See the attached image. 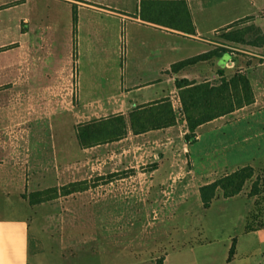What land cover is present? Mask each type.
Returning a JSON list of instances; mask_svg holds the SVG:
<instances>
[{"label":"rangeland","instance_id":"rangeland-1","mask_svg":"<svg viewBox=\"0 0 264 264\" xmlns=\"http://www.w3.org/2000/svg\"><path fill=\"white\" fill-rule=\"evenodd\" d=\"M77 12L76 35L74 18L71 14L66 15L64 10H60L54 19L44 18L34 24L37 26L34 30L42 33L43 37L39 35L40 39L30 40L37 41L34 46L31 44L37 55L30 64L46 68L47 85L56 80L54 76L59 69L74 68L73 46L76 47L75 66L79 67L82 63L77 48L80 41L87 42L83 35L88 32L90 14L94 16L95 12ZM79 16H82L81 20ZM7 22L13 30L19 26L15 20ZM91 29L98 33L97 27ZM261 33L255 18H246L212 37L219 44L238 49L235 53L239 58V70L238 67L246 62L244 51L261 46ZM102 52L92 60L96 69L101 68V63L102 66L111 64L109 51ZM17 56L16 53L14 58ZM22 59V56L18 57L9 72L0 73V83L8 84L0 88V146L5 148L6 144H12L14 154H21L18 158L28 157V160L24 161L25 166L13 167V161L0 151V155L7 160L0 164V191H4L6 197H9L8 192L15 193L18 176L22 174L29 177V182L23 184V189H28L29 194L56 186L59 182L61 184L57 188L61 193L65 185L71 188L73 182H77L79 190L68 196L62 195L58 200L36 205L29 203L31 209L27 213L31 235L40 244L39 256L33 254L31 264H86L87 261L101 264L100 258L106 256L132 260L148 257L152 253L173 254L176 260L181 255L192 260V257L202 253L206 260H211L205 264H227L228 252L235 237L238 238L240 257L234 264H264V233L253 235L244 232L252 200L245 195L238 199L216 197L207 210L200 196V187L223 175L224 167L247 156L255 158V155L263 154L256 140L252 143L255 144L253 149L251 142L245 140L246 126L252 127L246 118L248 114L237 122V142L230 144L225 140L228 143L215 146L214 141L224 137L221 133L224 131L206 127L202 131V141L196 139L194 143H189L183 135V116L178 111V126L171 131H154L143 137L145 143L151 144L146 146L148 149L141 148L136 152V166L127 165L126 168V161H120L115 156L118 145L112 144L110 148L108 143L97 145L90 147L89 153L81 149L76 127L88 120L83 118L85 112L82 109L73 111L71 103H59L48 95L46 101H39L37 88L32 89L35 100L30 103L22 101ZM121 64L122 60L118 58V65ZM101 74L98 71L93 73L92 92L102 98H114L117 79L105 82L103 78L100 80ZM254 76L263 77V69L259 67ZM6 80L13 85L9 86ZM7 87L10 88L5 91ZM261 105L264 106V103L261 102ZM262 120L263 117H258V121ZM89 159H93L91 163L87 162ZM75 162L77 169L74 171ZM159 164V169L151 173ZM12 167L15 176L8 174ZM258 170L253 180L264 176V165ZM129 174L140 175V178L126 183L116 181ZM252 181L248 182L244 194H249ZM81 189L88 192L82 194ZM5 199L0 197L3 203L0 205H5Z\"/></svg>","mask_w":264,"mask_h":264},{"label":"crops","instance_id":"crops-1","mask_svg":"<svg viewBox=\"0 0 264 264\" xmlns=\"http://www.w3.org/2000/svg\"><path fill=\"white\" fill-rule=\"evenodd\" d=\"M187 3L195 25L196 31L194 34L143 20L140 14L141 0H0V23H3L0 26V42L2 41L0 44V57H4L0 59V73L12 70L13 65L17 63V58L22 56V101L30 103L35 100V94H33L35 92L32 89L37 88L39 101H46L48 95V97L57 100L59 103H71L74 107L73 111L79 108L82 109L85 112L83 118L88 119L83 122L118 114L128 116L130 112L139 106L166 98H170L172 101L177 116L182 115L179 93L175 84L177 78H187L198 82L213 81L219 79L220 71H225L227 75H231L237 70L239 58L235 51L237 52L238 49L215 42L212 35L215 36L220 30L230 28L236 22L246 18H255L257 25L261 27L264 34V0H187ZM151 4L150 1L146 3L148 8ZM46 5H49L50 8L47 9ZM74 6L79 10V14L88 10L95 12L94 16L90 14L88 32L83 35L87 38V42L80 41L79 48H77V52L81 56L80 59H83L80 63L81 67L75 66L77 63L74 52L76 47L73 46L74 68L72 70L67 67L59 69V73L54 76L56 80L47 85L45 81L46 68L42 65L30 64L32 58L35 59L34 56L37 55L35 54L36 49L33 48V44L37 41L30 40L40 39L41 35V38L43 37L42 33L34 30L37 27L34 24L48 17L54 19V16H57L60 10L66 11V15L71 14L73 16ZM79 17L81 20L82 16ZM8 20H15L19 24L18 28L13 30L11 25H8ZM104 21H106L104 24H97V22ZM95 24L98 33L93 32L91 29L96 28ZM217 46L227 48L229 51L225 53L220 51V54L212 60L201 61L196 65L184 68L178 73L171 72L174 63L209 52ZM254 48L256 50H253ZM251 49L244 51L247 55L246 62L244 66L238 68L249 74L255 91V103L218 117L199 126L197 129L198 141L203 139L202 131L206 127L212 126L220 132L224 131L221 132L224 137H219L217 141H214L215 146L228 142L234 144L231 142L238 141L237 122L242 116L248 114L246 118L249 119L248 123L251 122L252 127L246 126L245 140L251 142L252 149L255 145L252 143L256 140L257 145H259L258 148L263 149V154L255 155V158L252 156L248 158L247 156L240 161L229 164L224 167L223 175H229V173L246 165L253 166L257 173L260 171L258 169L263 168L264 165V106H260L261 102L264 103V76H260V78L254 76V72L256 73L259 67L264 71V44L260 47L254 46ZM104 50L109 51L111 64L102 66L101 63V68L96 69L95 66H92V60L97 56V53L103 54L102 51ZM16 53L18 56L14 58ZM111 54H114L113 59ZM124 57L125 61L123 62ZM118 58L122 60L120 66L118 65ZM95 71L102 73L100 80L103 78L105 82L112 78L117 79L115 81L117 91L114 98H102L92 92V87H94L92 75ZM5 76L7 77L8 74L6 73ZM6 81H9V86L13 85L10 80ZM7 85L0 83V88ZM9 88H5V91ZM145 90L147 91L144 92ZM72 107H68L69 110ZM260 116L263 117V122L258 121ZM178 123H180L179 116ZM258 124L257 127L253 126ZM177 126L136 135L130 129L126 137L111 144L108 143L107 147L110 148L112 144L118 145V148H116L117 153H115L116 158H119L120 161H126L127 163H124L125 167L127 165L134 167L136 166L134 161L137 155L136 152L141 148L148 149L146 146L151 144L150 142L145 143L143 137L154 131H171ZM182 127L183 135L186 136L188 128L184 117ZM259 138H261L260 141ZM13 146L12 144H6L5 148L0 146V151L6 157H9L10 161H13V167L27 165L24 164V161L27 162L28 157L26 159L25 157L18 158L21 154H14ZM92 148L81 149L88 152ZM4 155H0V158H2L0 164L5 162L3 160H6ZM89 156H92V152ZM92 160L89 159L87 162L91 163ZM74 164L75 171L77 162ZM159 166L160 164L151 173H155ZM13 167L8 174L15 176ZM221 176L218 175L206 184ZM18 177V188L15 193L8 192L7 196L9 197H6L5 192L0 191V197L2 199L6 198L5 205H0V264H31L32 255L38 254L39 256L40 244L31 235L30 217L27 213L31 206L28 199L23 197L25 193L29 194L28 189H23V184L29 182V177L23 174ZM136 177L140 178V175L129 174V176L116 181L126 183ZM262 178L261 194L253 198L249 194H244V191L230 198H225L221 191L217 193L218 199L221 197L238 199L245 195L252 200L251 209L247 211L250 216L246 220L244 231L248 234L264 233V176ZM110 182L115 183L114 180ZM60 184L59 182L58 185L48 188L57 187ZM87 192L88 190L83 191L82 194ZM0 204L3 203L0 202ZM235 238L236 253L232 261L229 262L227 259V264H234L240 257L238 238ZM235 238H233V241ZM201 243L203 245V242ZM192 248L194 250L199 249L197 247ZM205 257L201 253L189 260V257L181 255L176 260V257L173 258V254L166 253L164 255L160 253L156 255L152 253L148 257L133 258L132 260H125L124 257L120 259V256H106L100 258L99 262L101 264H158V261L162 260L163 264H205L211 261L210 259H207V261ZM86 264L93 263L87 261Z\"/></svg>","mask_w":264,"mask_h":264},{"label":"trees","instance_id":"trees-1","mask_svg":"<svg viewBox=\"0 0 264 264\" xmlns=\"http://www.w3.org/2000/svg\"><path fill=\"white\" fill-rule=\"evenodd\" d=\"M147 1L152 2L149 8L146 5ZM140 14L143 20L157 23V25H165L189 34H194L196 31L187 0H141ZM73 18L76 35L78 23L76 6L73 9ZM260 38L261 45H263V32L260 34ZM220 51L225 53L229 50L224 47L215 48L209 52L181 60L172 65L171 72L178 73L201 61L212 60L220 54ZM219 76V79L213 81L198 82L187 78H177L175 81L182 115L188 128L185 138L189 143L197 141L199 126L255 103V91L246 71L239 69L231 75H227L225 71H220ZM177 123V112L170 98H166L139 106L128 116L118 114L81 123L76 127V135L80 146L86 149L118 141L126 137L130 129L136 135L175 126ZM255 175L256 169L251 165H246L229 173V175H223L215 181L201 186L200 196L204 208L208 209L212 206L219 191L223 192L225 198L239 195L244 191L246 184L254 179ZM261 180L262 178L257 176L252 181L249 192L252 198L261 194ZM75 183L77 182L71 184L73 185L71 188L65 185L63 193L59 192L57 187H51L31 194L25 193L23 197L28 199L31 205L45 203L58 199L62 195L68 196L78 192ZM229 250L228 260L230 262L236 253V238ZM158 264H163V261H158Z\"/></svg>","mask_w":264,"mask_h":264}]
</instances>
